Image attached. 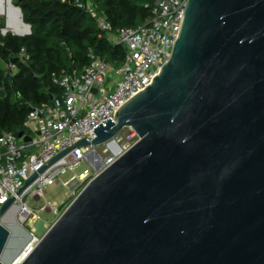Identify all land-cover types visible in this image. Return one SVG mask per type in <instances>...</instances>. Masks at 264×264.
<instances>
[{"label":"water","instance_id":"1","mask_svg":"<svg viewBox=\"0 0 264 264\" xmlns=\"http://www.w3.org/2000/svg\"><path fill=\"white\" fill-rule=\"evenodd\" d=\"M13 9L8 0L0 10L8 27ZM18 9L27 29L16 34H31ZM116 117L4 203L0 264L15 197L74 146L109 142L118 154L111 139L125 127L138 142L90 180L21 264H264V0H188L161 73Z\"/></svg>","mask_w":264,"mask_h":264},{"label":"built area","instance_id":"2","mask_svg":"<svg viewBox=\"0 0 264 264\" xmlns=\"http://www.w3.org/2000/svg\"><path fill=\"white\" fill-rule=\"evenodd\" d=\"M60 1L75 5L95 19L101 36L123 48L124 59L120 65L114 66L90 49L87 65L62 68L52 74L53 83L61 88L62 95L53 96L49 103L31 107L23 123L22 137L10 131L0 135V209L17 194L28 178L59 153L84 138L89 141L95 139L94 130L108 118L116 123L120 108L154 82L180 35L188 2L155 0L154 3L146 4L151 15L143 24L116 28L93 0ZM18 58L22 63H27L30 55L23 48ZM5 68L9 75L18 71L14 62ZM0 92L5 93L4 86L0 87ZM26 137H30V140L27 141ZM139 139L132 127H125L113 136L111 140L120 148V152L108 162L105 160V168ZM102 145L111 147L109 142ZM97 147L74 146L62 159L41 172L23 193L18 194L14 205L18 207L19 223H35L40 219V213L48 208L58 213L57 202L46 200L44 206L37 209L29 201L45 199L48 186L61 182V176L69 170L74 171V175L64 182L65 185L92 175L94 169L88 155L92 153L94 161H101L102 156ZM83 163L89 167L81 173H75V169ZM31 229L34 231L32 225ZM30 234L34 236L33 232Z\"/></svg>","mask_w":264,"mask_h":264},{"label":"trees","instance_id":"3","mask_svg":"<svg viewBox=\"0 0 264 264\" xmlns=\"http://www.w3.org/2000/svg\"><path fill=\"white\" fill-rule=\"evenodd\" d=\"M114 27H136L151 15L147 3L155 0H93ZM23 20L30 24L31 34L20 36L1 32L0 23V135L4 131L19 134L24 130L32 106L60 97L62 90L53 83L52 74L62 68L83 67L89 63L93 49L114 66L123 62L124 50L102 37L95 19L84 10L60 0H18ZM25 48L30 55L22 63L18 54ZM18 66L14 75L4 67Z\"/></svg>","mask_w":264,"mask_h":264},{"label":"rangeland","instance_id":"4","mask_svg":"<svg viewBox=\"0 0 264 264\" xmlns=\"http://www.w3.org/2000/svg\"><path fill=\"white\" fill-rule=\"evenodd\" d=\"M17 1L18 0H13L14 5L16 6ZM1 22L4 23V27L1 29V32L3 34L7 33L4 32V29H7L8 31H11L12 33L16 34V32L13 31L14 27L12 29V27L10 28L7 26L6 15L0 17V23ZM4 69L6 68L4 67ZM96 149L102 156V164L99 170L93 167L94 173L87 177L85 180H75L71 182L70 185H65L64 182L69 181L74 175V171L69 170L67 173L61 176V182L48 186L45 199H30L29 201L30 205L37 209H40L42 206H44L46 200L50 202H57L59 205L58 213H55L50 208H48L46 211L40 213V219L36 220L35 223L32 222L30 225L19 224L17 223L18 207L16 205H13L12 207L16 206L17 209L12 207V209L10 208L9 211L12 210V212L8 216V219L10 218V221L9 223L7 221H4V224L6 226H8L9 224H13L12 228L10 229L12 232V236L3 256V261L5 263L20 264L22 259L36 245L37 239L40 240L51 229V227L55 224L59 217L73 202V200L80 194V192L85 188V186L90 182V180L95 177V174L105 168V160L108 162L111 157L118 155H116L115 151L113 150V147L108 148L101 145L98 146ZM88 167L89 165L87 163H83L75 169V173H81ZM31 225L34 231H32ZM30 232H33L34 236H32ZM8 253L9 255H7Z\"/></svg>","mask_w":264,"mask_h":264},{"label":"bare ground","instance_id":"5","mask_svg":"<svg viewBox=\"0 0 264 264\" xmlns=\"http://www.w3.org/2000/svg\"><path fill=\"white\" fill-rule=\"evenodd\" d=\"M14 10V9H13ZM18 14H20V10L19 9H15L14 11H10L9 12V20H10V24H12V23H14V21H15V17L18 15ZM18 18V17H17ZM21 22V21H20ZM17 23V22H16ZM20 25H21V28H20ZM20 25H17L16 24V26H15V29H13L15 32L16 31H19L20 33H22V32H24L26 29H27V26H25V25H23V23H20ZM12 27V25L10 26V28ZM95 162H100L99 161V159H96L95 160ZM12 208H15V209H17V207L16 206H14V207H12ZM11 208V209H12ZM12 212V210L11 211H9V212H7L6 213V215L3 217V219H2V222H3V224H4V221H7L8 223H9V219H8V216H9V214ZM12 219V218H11ZM6 222V223H7ZM5 225V224H4ZM13 225V224H12ZM12 225L11 224H9L7 227L9 228V229H11L12 228ZM37 244V243H36ZM36 246V245H35ZM35 246L33 247V249L35 248ZM32 249V250H33ZM32 250L22 259V261L20 262V264L24 261V259H26L27 258V256L32 252ZM7 255H9V253L7 254Z\"/></svg>","mask_w":264,"mask_h":264},{"label":"crops","instance_id":"6","mask_svg":"<svg viewBox=\"0 0 264 264\" xmlns=\"http://www.w3.org/2000/svg\"><path fill=\"white\" fill-rule=\"evenodd\" d=\"M12 1V3H13V0H11ZM14 4V3H13ZM8 6V0H0V10L2 9V7L4 8V7H7ZM17 9L18 8H20L19 6H16V5H14ZM21 9V8H20ZM15 10V9H14ZM14 10H12V11H14ZM22 11V10H21ZM3 15H6V13H0V17H2ZM19 16V14L15 17V21H14V23H12L11 25H12V29H13V27H14V29H15V26H16V22H18V17ZM18 17V18H17ZM6 20H7V15H6ZM23 22H24V20H23ZM20 23H22V22H20ZM25 23V22H24ZM20 28H21V25H20ZM14 31V30H13ZM31 31H32V28H31Z\"/></svg>","mask_w":264,"mask_h":264}]
</instances>
